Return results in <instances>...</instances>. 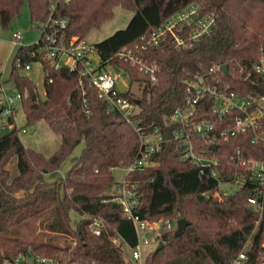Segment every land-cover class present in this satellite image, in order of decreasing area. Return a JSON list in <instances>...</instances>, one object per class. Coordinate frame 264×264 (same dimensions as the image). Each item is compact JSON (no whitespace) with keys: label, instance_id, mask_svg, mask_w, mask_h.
Instances as JSON below:
<instances>
[{"label":"trees","instance_id":"1","mask_svg":"<svg viewBox=\"0 0 264 264\" xmlns=\"http://www.w3.org/2000/svg\"><path fill=\"white\" fill-rule=\"evenodd\" d=\"M24 3L31 24L46 20L52 13L67 20L68 36L81 38L109 20L115 6L131 10L133 15L125 28L94 45L102 64L123 73L130 84L137 83L140 94L129 90L119 93L138 106L132 122H127L118 108H110L97 95L88 78H83L80 85L76 72L51 70L52 84L45 86L41 97L34 81L11 71L10 79L21 94L25 124L44 120L60 142L52 154L45 156L27 147L14 127L0 135V264L19 252L49 256L55 264H127L123 249L112 242L111 236L119 235L124 244L133 247L137 235L132 220L111 199L110 190L116 182L112 168L127 167L138 156V126H143L146 133L158 129L162 141L150 154V165L127 175L139 195L134 213L145 220L168 218L176 222L184 218L189 222L179 236L174 235L175 229L162 231L157 237L162 247L149 252L144 264H228L258 217L248 204L255 184L244 168L236 166L232 154L240 148L247 156L261 159L264 150L252 142L251 131L217 138V149L210 150L191 129L196 149H209L218 158L220 178L230 180L235 173L245 171L238 189L217 193V180L207 169L200 173L196 165L181 158V145L173 134L185 126L169 121V116L185 105V80L211 67L219 69L209 74L210 79L216 77L242 94L255 91V83L261 79L250 67L264 52V0H0V25L8 27ZM188 5L198 6L201 15L213 16L209 33L189 39L183 46H176L169 34L156 45L147 43L153 29ZM188 32L185 28L179 34L184 37ZM142 44L146 45L143 57L156 64L155 83L128 59L116 56L123 48L135 49ZM32 46L19 48L16 55L26 54ZM212 104V99L200 102L192 122L204 115L213 117ZM234 114L217 120V127L230 126ZM8 123L13 124L12 117ZM82 140L84 150L65 175L45 181L44 174L56 170ZM14 156L18 173L10 178L6 165ZM95 218L104 223L99 235L91 231ZM36 221L41 228L38 235L22 237L20 226ZM263 228L261 223L251 237L247 264H255ZM59 236H64L62 243L57 240Z\"/></svg>","mask_w":264,"mask_h":264},{"label":"built area","instance_id":"2","mask_svg":"<svg viewBox=\"0 0 264 264\" xmlns=\"http://www.w3.org/2000/svg\"><path fill=\"white\" fill-rule=\"evenodd\" d=\"M64 1L67 2L68 0ZM53 8L54 4L51 5V9ZM213 23L212 15H201L198 6L188 5L168 17L159 27L153 29L149 34L147 43L156 45L169 34L176 46H183L189 39L197 40L201 35L209 33ZM66 25L67 20L65 18H57L52 13L44 21L33 22L32 26L37 27L40 34L36 41L31 44L20 43L23 35L18 31L12 32L11 40L13 44L17 45V50L27 45H33L26 54L15 56L12 70L25 72L24 75L32 81L34 79L30 76L31 73L35 75L40 73L42 78L40 89L43 95L45 94V86L52 84L51 70L64 69L69 72H76L79 75L80 85H82L83 78H88L96 88L97 95L105 99L110 108H118L127 122H132L131 117L138 111V106L135 102L119 95V93L129 90L128 84L123 78L126 76L114 70L113 67L102 64L94 44L77 35L68 36L65 32ZM185 28H188L189 32L187 36L183 37L179 33L183 32ZM145 47L146 45L142 44L136 45L135 49L123 48L116 53V56L128 59L129 63L135 65L138 71L146 75L151 83H155L157 81V67L155 63H150L143 57L142 52ZM250 68L261 80L255 83L253 89L255 91H250L247 94L231 89L229 84L221 83L220 79L216 77L210 79L209 74H215L219 66L211 67L207 72L185 80V105L177 108L169 116V121L178 122L185 126L183 129L175 130L173 134V138L178 140L181 145V158L196 165L200 173H204L207 169L210 176L217 180V193H229L221 189V185L224 183L241 182L242 185L245 171L249 173V178L255 184V193L248 198V204L251 209L258 213V217L255 219L252 231L244 245L228 264H247L248 252L252 246L251 237L261 223L264 225V198L262 196L264 190V156L261 159L247 156L240 148H236L232 154V159L236 166L244 168L245 171H239L234 174L232 179L224 180L220 178L219 160L215 155L210 154L209 149H217V138L226 139L229 136L251 131L252 142L260 144L264 150V52H261L259 58L251 64ZM0 75H2L1 69ZM119 81L123 83L125 90L120 91L118 89ZM34 83L37 86L35 81ZM204 99H212L213 117L204 115L199 121L192 122L198 110V104ZM17 103L21 105V94L17 87L8 94L0 83V117L10 119ZM233 112L236 114L230 117V126L218 128L217 120H224L228 114ZM7 125L13 127L12 123ZM136 129L141 134L138 156L130 165L122 167L125 171L124 176L120 181H116L110 190L111 199L119 203L123 213L132 220L137 235V242L133 247L124 244L119 235L111 236V240L116 246L128 251L129 261L126 262L127 264L130 262L132 264H144V259L150 250L148 248L154 241L158 243L157 237L161 235V232L176 228V222H172L168 218L145 220L140 219L133 211L139 202V195L135 190V184L127 175L134 170L141 171L150 165V154L159 149L162 141L161 134L156 128L149 133L144 132L143 126H138ZM191 129L206 141L208 150L198 151L196 149L191 138ZM22 131L25 130L22 129ZM103 226V221L95 218L91 224V231L95 235H99ZM254 262L255 264H264V231ZM1 264H55V261L49 256L32 252H19L12 260H4Z\"/></svg>","mask_w":264,"mask_h":264},{"label":"rangeland","instance_id":"3","mask_svg":"<svg viewBox=\"0 0 264 264\" xmlns=\"http://www.w3.org/2000/svg\"><path fill=\"white\" fill-rule=\"evenodd\" d=\"M133 12L131 10L125 9L121 6H115L113 9V16L105 21L100 27L91 29L86 35L85 39L91 43L96 44L102 39L110 36L118 29L125 28L128 24ZM18 31L23 35L20 43L31 44L36 41L40 31L37 27H33L29 17V10L26 3H24L20 9L19 14L10 22L8 27L4 28L0 25V69L2 70V75H0V83L4 90L10 94L16 88V84L13 79H10V74L13 69L14 59L17 52V45L12 43L11 34L12 32ZM20 75H24L25 72L19 71ZM30 74V73H29ZM32 78L37 83L39 93L41 97H44L41 87V75L38 73L35 75L31 73ZM127 82L129 91L134 92L136 95L140 94V87L137 83H131L127 77H123ZM13 124L12 126L18 130L19 137L21 141L29 148L41 152L45 156L52 154L59 146L60 137L54 133L48 124L44 120H39L33 124H25V114L19 103L15 106L14 114L12 115ZM8 119L6 117H0V135H3L10 131L12 128L8 125ZM24 129L25 131H22ZM84 141L82 140L75 148L62 160L59 167L52 171L44 174V180L47 182H52L60 177H63L66 171L71 167V165L79 158L80 154L84 150ZM9 171L10 178L14 177L17 173L16 167V157H12L6 165ZM124 170L122 167H115L112 170V174L115 181H120L124 176ZM241 186V182L222 184L221 189L230 192H234ZM76 218V215L73 214ZM21 236L26 239H32L38 235L41 231L38 222L34 224L20 226ZM64 237V236H63ZM62 236L58 237L59 243H62ZM45 239V237H43ZM158 243L155 241L148 248L151 252ZM123 255L125 261H129L128 251L123 250ZM129 264H132L131 262Z\"/></svg>","mask_w":264,"mask_h":264},{"label":"water","instance_id":"4","mask_svg":"<svg viewBox=\"0 0 264 264\" xmlns=\"http://www.w3.org/2000/svg\"><path fill=\"white\" fill-rule=\"evenodd\" d=\"M223 70H226V65H223L222 66ZM118 89L120 91H123L125 90V86L123 85V83L121 81L118 82ZM212 149H214V146H212ZM189 224V222L184 219V218H179L177 219L176 221V228H175V232H174V235L175 236H179L181 235L183 229ZM163 243L162 242H159V244L156 246V250L160 249L162 247Z\"/></svg>","mask_w":264,"mask_h":264}]
</instances>
